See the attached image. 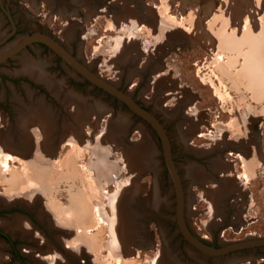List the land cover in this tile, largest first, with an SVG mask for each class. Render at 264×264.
<instances>
[{
    "label": "rangeland",
    "instance_id": "1",
    "mask_svg": "<svg viewBox=\"0 0 264 264\" xmlns=\"http://www.w3.org/2000/svg\"><path fill=\"white\" fill-rule=\"evenodd\" d=\"M78 2L77 13L71 9L76 0H0V36L12 31L11 21L15 26L2 46L21 34L47 33L92 72L150 109L151 85L145 79L135 91L141 78L132 74L131 62L135 56L144 60L169 54L161 60L166 64L161 69L166 87L175 81V89L164 90L168 98L159 91L153 100L183 101L194 119L167 126L188 227L213 245L264 236V0H204L203 6L197 0ZM72 78L82 79L40 45L0 63V229L15 230L14 238L21 230L41 242L38 247L26 238L15 240L20 249L35 248L40 262L48 257L45 264H168L164 256L173 264H264L259 249L243 251L234 260L192 251L177 229L173 185L154 131L112 96L88 83L82 92ZM40 87L46 89L41 92ZM118 119L126 122L124 132L114 124ZM209 119L218 135H231L233 145L243 141L246 152L238 155L239 161L235 153L240 151L228 149L233 154H227V163L233 159V166L212 161L220 178L183 154L185 148L198 154L225 144L216 133L215 144L204 148L207 141L195 135L211 125ZM140 144H145L140 146L141 158L131 161L130 153ZM7 147L22 159H6ZM191 167L199 174L195 178L188 171ZM223 178L227 190L222 189ZM133 185L135 191L121 210L131 242L127 252H115L112 242L123 245L124 235L116 210L124 189ZM216 187L212 197L209 193ZM10 206L46 218L51 231L35 221L31 224L25 218H31L29 213L20 209L7 213ZM10 215L18 227L11 224ZM55 236L61 244L74 245L65 248L71 256ZM38 256L34 263H39ZM25 259L34 264L30 257ZM0 264H18L2 238Z\"/></svg>",
    "mask_w": 264,
    "mask_h": 264
},
{
    "label": "flooded vegetation",
    "instance_id": "2",
    "mask_svg": "<svg viewBox=\"0 0 264 264\" xmlns=\"http://www.w3.org/2000/svg\"><path fill=\"white\" fill-rule=\"evenodd\" d=\"M78 1L79 0H76V4H75L76 6L74 5L75 7L71 8L72 9V12L76 11L78 13V10H79V7L77 6V4L79 3ZM107 4H109V3H107ZM2 9H5V8H2ZM104 10H106V8ZM31 45H40V46L48 49L49 51H51L47 46H45L42 43H32V44L27 45L25 48L31 47ZM65 48L70 52V50L67 47H65ZM163 54H165V52L158 54V56L154 57L155 59L145 58L144 60H139V57L138 56H135V59L131 62L134 65V67L131 70L132 74H134V75L139 74L140 76H136V78L137 79L138 78H141L140 81H138L139 83L136 85L137 88H135V91L138 90L139 84H141V83L143 84L144 83V80L146 79V81H148V85L149 84L151 85V88L150 89L152 90V96L153 97L149 101H150V104H153L154 105V109L153 108L152 109L155 110V111H158L159 113H161V115H162L161 117L162 118H160V116H157L152 109L148 108L146 105H144V104L140 103L139 101H137L138 99L136 98V96H133V95H130V96L134 99V101L137 104H139L140 106H142L143 108H145L147 111L151 112L157 118V120L162 124V126H163V128H164V130H165V132H166V134H167V136L169 138V132H168V129H167V126L168 125L178 126L179 121H181L183 119H190V120H192V119H191V115L190 116L188 115V112H187L188 107L185 104V102H183V101H180V102L177 103L176 100L175 101L173 100V102L172 101L171 102H168V101H170V100H168V101L165 102V104H160L158 99L155 98L153 100L154 96L159 91H163V93L165 94L164 90H166L168 87L169 88H172V89H175V85L173 84V83H175V81H172L171 83H167V86L168 87H166L165 78H167V76H166V72H164L162 70L163 67H165L166 64L164 65V63L161 62V60H163V59L166 60V58H167V56L169 54H167L166 56H163ZM54 55L56 56V61L57 60L62 61L61 58L58 55H56V54H54ZM60 67H61V64H60ZM69 68L72 70V72H74V74H76L77 76L81 77V75L78 74V73H76L75 71H73V69L71 67H69ZM154 76L156 77V79H155L156 80L155 81V87L153 86V83H152L153 80H154ZM178 78H180V77H178ZM108 82L112 83L111 81H108ZM72 83H73V85L76 86L77 89L81 90L82 92H84L86 90L85 89V83L91 84V82H89L87 79H83V78L81 80L80 79H76V78H72ZM92 86H94L96 89L104 92L105 94H108L109 96H112L115 100H117L118 102H120V104L124 105L126 108L129 109V107L123 101L119 100L117 97L113 96L112 94L108 93L107 91L103 90L102 88H100V87H98L96 85H92ZM45 89L46 88L40 87L38 90L42 92ZM120 90H122V88ZM122 91H124V90H122ZM165 95L167 96L166 98H168V96H170V93H166ZM175 99H176V97H175ZM152 100H153V102H152ZM172 109H176L175 115L173 117H171V118H168L167 116L164 117L165 112L168 111V110H172ZM133 114L137 118H139L142 121H144L140 116L136 115L135 113H133ZM216 117H220V115H216ZM192 121L194 123V119ZM208 122L211 125L208 126V125L205 124L204 125V129H205L204 131H201L200 133L195 132V135L196 136H198L199 138H202V139H204V140L207 141V142H204L202 144L204 148H207L208 145H210V144H212V145L215 144V141H214V138H213L214 136L213 135L217 133L216 132V129H214L213 122H211L210 119L208 120ZM219 122H221V121H219ZM148 125L151 127L150 124H148ZM202 126H203V124H201V127ZM151 129L153 130L152 127H151ZM192 132H193V130H192ZM192 132L188 133V135L186 136L185 140L188 138V136H190L192 134ZM154 133H155V131H154ZM217 136H219V137L223 136V138L225 140L224 141L225 144L223 146L218 147V146L215 145V147L212 150L209 151V149H207L206 151H204L202 153L199 152L198 154H195L193 151L187 150L185 148L183 154H184V157L186 156L185 158L189 159V162L194 163L195 165L199 166L208 175L210 173H213L215 176H217V177L220 178L221 177V175H220L221 171L218 170V169H214L212 167V161H214L215 159H218L219 161H221L222 163L226 164L227 166H230V163L233 166V165L236 164V161L235 160L232 159L231 162L227 163L228 162L227 161V159H228L227 158V154H233V152L232 151H229L228 149H231V150L232 149H235V150L238 149L240 151L238 154L235 153V158H237V160H239V161H241V160H240V157L238 155L240 153L244 154L246 152L244 150V145H243L244 143H243V141H241V142L240 141H237L236 142L237 144L236 145H233L232 142L230 143V140H231L230 139L231 138V135L230 134H228V133H223V134L220 133L218 135V133H217ZM208 141H211V142L208 143ZM169 142H170V138H169ZM222 144H223V142H222ZM170 147H171V143H170ZM197 147H200V146H197ZM203 147H200V148H203ZM237 147H241V148H237ZM171 153H172V150H171ZM172 156H173V154H172ZM247 156H248V154H247ZM173 159H174V157H173ZM175 165H176V163H175ZM177 169H178V173H179V168L177 167ZM225 172H227V171L225 170ZM179 175H180V173H179ZM17 209H20L18 211H20L22 213H25V214L26 213L27 214L29 213V215L31 216V218L28 217V216H26V217L24 216V217L31 224L33 223V221H35V222H37L39 224H42V226H43L42 228L46 229L47 231H51V229H52L51 224L46 220V218H43L45 220V222H46V224H44V220L41 218L42 216L40 217V216H37V215L32 214L31 213L32 212L31 210L24 209L23 207H18L17 208V206H10V207L5 208V210H6L7 213L15 212V211H17ZM9 217H10V219H13L14 218L12 215H10ZM9 229H11V228H9ZM14 232H15V230H10L9 233H7V232H5V231H3V230L0 229V238H2L3 239V242L9 246V249L11 251V256H12V259L13 260H16L18 264H28V261L25 259L26 256L30 257L31 260L33 261L34 256H38L37 255V252H36V249L35 248H32V250H29V251L23 250L24 247L20 249L15 240H23L24 238H26V241L27 242L33 243V244H35L38 247L41 245V242H39L38 240H37L38 242L32 240L31 239V235H28L29 233L28 234H23L21 232V230H20L19 237L17 236V237L14 238L13 235H12V234H14ZM54 238H56L55 240H56V242H58L57 241V237L55 236ZM58 244H60V246L62 247V249L67 248L65 246V244H63V243L61 244L60 242H58ZM32 252H34V253H32ZM64 252L67 254V256H71V255H69V252H67V249H65ZM37 260H38L39 263H34V261H33V263L34 264H40L41 262L39 260V256H38V259Z\"/></svg>",
    "mask_w": 264,
    "mask_h": 264
},
{
    "label": "water",
    "instance_id": "3",
    "mask_svg": "<svg viewBox=\"0 0 264 264\" xmlns=\"http://www.w3.org/2000/svg\"><path fill=\"white\" fill-rule=\"evenodd\" d=\"M6 13L9 15L7 10ZM11 25L12 31L0 36V46H2L6 42L7 38L14 33L15 26L12 21ZM32 43H42L47 46L51 52L61 58L64 64L71 67L76 73L80 74L83 79H87L92 85L102 88L117 97L119 100L123 101L132 113L140 116L145 122L151 125L160 142L165 167L173 185L172 188L175 194V221L177 229L192 251L197 252L198 256L214 257L216 259L223 256L229 257L230 260L239 259V257H242L243 255L241 252L246 250L259 249V251H264V236H246L240 240L227 241L222 242L221 244L213 245L195 235L190 230L184 216V195L181 177L173 160L169 138L162 124L151 112L137 104L129 93L118 89L114 84L92 72L53 36L40 31L17 36L15 41L0 48V63L10 57H13L27 45Z\"/></svg>",
    "mask_w": 264,
    "mask_h": 264
},
{
    "label": "bare ground",
    "instance_id": "4",
    "mask_svg": "<svg viewBox=\"0 0 264 264\" xmlns=\"http://www.w3.org/2000/svg\"><path fill=\"white\" fill-rule=\"evenodd\" d=\"M197 2L198 3H200V4H202V6L204 5V0H197ZM207 2L208 3H210L209 1H206V4H207ZM205 4V5H206ZM212 4V3H211ZM211 7V6H210ZM202 8H204V7H202ZM201 8V9H202ZM146 9V8H145ZM211 9V8H210ZM203 10V9H202ZM138 15V14H137ZM124 23V22H123ZM128 24V23H127ZM205 31V30H204ZM206 33V32H205ZM130 36V35H129ZM131 39H130V37L129 38H127L125 41L127 42V43H130L131 41H130ZM121 43H123L122 42V40H120L119 42H118V45L119 46H121V47H123L122 45H121ZM213 44V43H212ZM210 45H211V43H210ZM7 46V45H6ZM214 46V45H213ZM215 47H217V46H215ZM122 51V50H121ZM121 51H120V53H121ZM123 52V51H122ZM122 56V55H121ZM23 58V57H22ZM28 60V59H27ZM28 62V61H27ZM28 64V63H27ZM30 66V65H29ZM31 67V66H30ZM38 76H41L39 73H38ZM180 88V87H179ZM178 95V94H177ZM178 98H179V96H178ZM178 102H180V100L178 101ZM177 102V103H178ZM175 111H176V109H172V110H168L167 111V115L168 116H170V118L171 117H173L175 114ZM165 116H166V113H165ZM115 124V126L118 128V129H120L121 130V132L123 131L124 132V127L126 126V122H125V120L124 119H118V120H116V122L114 123ZM185 124H187V121H185ZM182 126H184V125H182ZM186 128V127H185ZM184 128V129H185ZM125 129H126V127H125ZM188 130V129H187ZM185 132V131H184ZM25 137V136H24ZM70 139L71 140H75L74 138H71L70 137ZM70 141V140H69ZM1 144V143H0ZM73 144V143H72ZM143 145V146H142ZM74 146V145H73ZM140 146L141 147H145V144H140V145H138L137 147H136V150L135 151H133L132 153H130L131 154V161H134V159H140L141 158V149L142 148H140ZM12 147H7V150H6V148H5V150L7 151L6 152V159H11V160H14L15 158V156H19L20 157V159H22L21 158V156L22 155H18V153H16L13 149H11ZM1 152V151H0ZM150 152V151H149ZM127 160V159H126ZM215 160H218V159H215ZM128 162V161H127ZM135 162V161H134ZM216 162H218V161H216ZM25 165V164H24ZM7 164H6V162H3V170H7ZM222 168H224L225 170H226V168L225 167H223L222 166ZM224 169L222 170L223 171V173H224ZM188 171H189V173L192 175V176H194V178L195 177H197L198 175H197V172H195L194 171V168H190V169H188ZM200 172V171H199ZM222 173V174H223ZM22 174V173H21ZM40 175V174H39ZM15 179V178H14ZM13 178H11V181L12 180H14ZM34 181V180H33ZM23 182V181H22ZM28 182H30V180H28V178H27V183ZM36 182V181H35ZM225 182H226V179L225 178H223L222 179V183H221V185H222V189H224V190H227V188H225L223 185L225 184ZM216 186H218V185H216ZM18 188H19V186H18ZM17 188V189H18ZM217 188V187H216ZM124 189V188H123ZM125 191H124V193H125V195H124V198L122 199V201H123V203H121V201H120V203H119V205H118V208H117V210H116V214H115V212L113 213V214H115V216L118 218V222H119V225H117V226H120L123 230H124V235H122V234H120L122 237H121V239H122V241H123V245H121V244H119L116 240H114L112 243H113V245L114 246H112L111 247V245H109L108 246V248L109 247H111L110 249H114V251H115V249H117L115 252H118V251H123V252H127L128 251V247H127V245L131 242L130 241V235H129V233H130V228H129V226L127 225V223H126V218H125V215H124V212H122L121 210H122V207H123V205L125 204L124 203V201H125V199L128 197V195L132 192V190L133 191H135V186L133 185V186H129V187H127L126 189H124ZM218 190V188L217 189H214L213 188V190H211L210 191V193H209V195H212V197H214L215 196V194H216V191ZM220 191V190H219ZM19 194V193H18ZM116 194V193H115ZM114 194V195H115ZM219 194V193H218ZM117 195V194H116ZM121 198V197H120ZM4 199V198H3ZM119 199V198H118ZM116 205V204H115ZM113 207V206H112ZM116 208V207H115ZM124 210V209H123ZM114 211V210H113ZM103 213V212H102ZM115 217V218H116ZM15 220H13V219H11V221H12V223L10 222V221H7V223L9 222V223H11V224H15V222L16 221H18L16 218H14ZM114 221H115V219H114ZM117 222V223H118ZM116 223V222H115ZM16 225V224H15ZM12 226V225H11ZM15 227H18L17 225L15 226ZM119 227V228H120ZM120 230V229H119ZM122 230V231H123ZM121 231H118L117 233H120ZM113 233H115V232H113ZM121 233H123V232H121ZM115 235H117V234H115ZM81 236V235H80ZM113 237H115L114 235H113ZM118 237H119V235H118ZM116 238V237H115ZM117 239V238H116ZM119 239V238H118ZM82 240V239H81ZM110 242V241H109ZM69 244V243H68ZM65 246H68V247H73L74 245L73 244H69V245H65ZM121 246H123V247H121ZM72 250V249H71ZM110 254V253H109ZM112 254V253H111ZM110 254V255H111ZM55 256V255H54ZM53 256V257H54ZM113 257V256H112ZM41 258V257H40ZM48 258V257H47ZM47 258H45V256L43 257L42 256V258H41V262L42 263H44L45 261V259H47ZM55 258V257H54ZM164 259H165V261L168 263V264H173L172 262H171V260L169 259V258H167V257H165L164 256ZM48 262V261H47ZM45 264V263H44ZM51 264H57L56 263V260H52V262H51ZM119 264H122V262H119Z\"/></svg>",
    "mask_w": 264,
    "mask_h": 264
},
{
    "label": "crops",
    "instance_id": "5",
    "mask_svg": "<svg viewBox=\"0 0 264 264\" xmlns=\"http://www.w3.org/2000/svg\"><path fill=\"white\" fill-rule=\"evenodd\" d=\"M242 21H244V25H245V24H246V23H245V20H242Z\"/></svg>",
    "mask_w": 264,
    "mask_h": 264
}]
</instances>
